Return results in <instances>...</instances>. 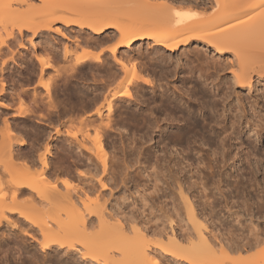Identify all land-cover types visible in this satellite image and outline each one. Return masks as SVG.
Returning a JSON list of instances; mask_svg holds the SVG:
<instances>
[{
  "label": "bare ground",
  "instance_id": "1",
  "mask_svg": "<svg viewBox=\"0 0 264 264\" xmlns=\"http://www.w3.org/2000/svg\"><path fill=\"white\" fill-rule=\"evenodd\" d=\"M29 1L30 0H19L18 4L21 7L22 5L28 4L27 9L29 5L31 10L38 9L37 6H34L36 4L30 3ZM40 1L42 2V7H39L41 9H38L39 12L43 11L42 13H44V16L47 15L46 17H51L43 23H29L19 27V35H22L25 30L35 33L39 30L51 29V25L53 24L52 22L60 21L69 27L71 25H77L79 28L90 29L92 33L97 34L98 36L97 38L95 37L98 39L95 45H98L99 40H101L100 36L104 33L107 34L108 38L117 40L108 48L100 47L98 52H92L89 50H74V52V48H71L68 45H64V47L61 48L62 53L65 56L64 58L66 59L74 53V57H72L73 63L69 64V61L68 64L64 66V68H66L69 65L66 70H64V72L66 71V78L63 76V81L68 89L70 88V83H73L71 82L72 80L70 81V76L72 75L71 73L74 71L76 73V70L88 64V62L95 61L96 64L99 63L103 66L104 71L106 72L105 76H107V78H104L106 79L105 82L102 81L104 84L102 82L100 83V87L102 86V89L107 87V89L105 88L106 91L103 89L104 93L102 95L100 94L102 96V101L99 103L97 101L100 99L99 94V96L97 95L98 97L94 96L95 101L93 103H98V106L93 104L97 106L96 108H93L95 110H93L94 113H92L88 118L84 119L83 117L82 119L93 123L95 120L97 121V119H99V122L103 125V122L106 119L107 121L104 126L108 128L111 125V118L115 113L116 103H118L117 101L122 100L125 102L127 101L128 103L131 99H135V102H139L141 98L142 102L143 99V103L147 107H144L146 108L144 110L149 111L150 116H148V113H146L147 115H143L145 111L143 110L144 112H141V108L139 110L136 109L132 111L130 109L129 117H127L131 120V122L134 120L137 122L138 120L143 121V124L148 129L143 136L147 141H149V139L152 141L153 135L157 136V134L161 132L162 135H160L161 137L159 138L157 144H164L163 149L161 148L163 152L157 153L158 151H156L155 148L154 153L156 160L152 164L153 167H159L161 171H165V168L169 167L168 161L172 162L175 160L172 157V159L168 158L169 160L165 159L163 155V153H165V148L167 150L169 149L170 143L173 144L172 146L182 143L189 135H191L193 131L203 132L204 135L206 133L205 136L203 134L202 135L203 137L207 136L206 138H208L211 142L213 149L212 151L208 149V160L204 162L206 163V166L204 167L206 172H208V175L212 177L214 182H217L218 185L216 187L217 192L211 193L213 194V198L216 197L215 195L219 194V197L221 195V198L226 202V206L229 204V197H231L232 200L237 199V201H231L233 204L238 202V199H240L241 205V195H243V198L245 197V200L243 199V201L247 203L244 204V206L256 209L260 220L258 219V222L256 220V222H254L253 219L250 220L251 225L249 226L250 229H248V234L243 235L242 231H240L241 233H238L239 231L234 233V230L232 231L228 228L229 231H224V233H226L222 235L223 240H220V238L217 237V242H215V239L210 238L212 240L211 241L209 237L206 236L207 234L204 233L203 229L207 227V223L209 224L210 222L208 217L212 218L216 215L217 211L215 209L214 201H210L209 198L202 201L200 199L202 194H198V205L197 203L196 205L198 208L202 205L200 208L203 210V217L205 215L204 218H201L196 213V207H194L193 201L191 200L192 198L189 197L187 193L189 191H185L182 184L183 181H181V178L177 177L175 179V184L178 185L180 191V198H182L180 200L184 201L187 214L186 217H188L190 222H193L191 229H193L192 232L196 236L193 239L194 234L189 232L190 234L187 235L189 238L185 235L188 239H180L182 237L179 238L176 235L174 228L171 226V235L168 232V234L165 233V236L164 234L158 236L155 235L157 238L154 236L152 239V237H149L150 235L143 229L139 227H132L131 225L130 227L127 226L122 219H120L122 217H118L120 216L118 213L116 216V214L112 213V211L110 212V209L107 211L108 207L106 206L105 208L104 205L106 200L105 202L102 200L104 197L100 199L102 197L101 194L100 197L98 196V198L94 199L96 203L95 201L92 202L95 203V207L93 208L94 204L90 205L92 206L90 207L83 197L81 198V194L85 196L87 195L86 192L83 191L79 193V191L82 190L76 191L75 189L71 190L70 188H66L65 191L59 190V183L57 184L58 180H55L53 183L51 181L53 173H47V169L50 170L48 155L51 153L50 149L47 148L46 154H43V157L41 155L39 158L43 167L41 172L42 174L39 172L41 175L38 176L39 173L33 174V172H22L19 175L14 174L11 176L12 179L7 181V186L10 188V192H3V194H0V227L5 225V223H10L15 228L19 229L20 225L17 226L18 223H16L15 220L22 223H29L32 230L33 228H37L38 232H40L41 236H43V238L41 237L42 240L38 241L39 246L43 251L50 250L56 245L60 250L66 249V252L79 250L82 251L80 253L83 260L99 264H166L164 261L166 256H170V258L173 257L177 263L186 261L189 264H249L248 258L235 259L231 256H244L251 251L261 248L264 244V186L262 185L264 184V148L262 149V146L264 145V102L262 106H259V111L253 110L251 112L249 111V108L247 109V106H245L246 101L242 95L243 93L241 92V89L243 88L251 89V80L254 76L257 75L258 78H264V52L260 53V51H256L254 46L257 48V43L252 41L253 39L255 40V38L264 37V0H158L160 3H157L156 0H152L151 2L150 0L142 2H137L136 0H107L105 5H97L96 0H91L90 3H88L89 0ZM91 2H93L95 7L91 4ZM90 4L93 7H90ZM111 6L113 9L115 7V10H112ZM16 7H12V5L8 3L2 11L4 10L3 12L7 14V17L12 19L14 18L13 16L17 14V11H20L18 10L19 8ZM209 7L210 11L208 10ZM207 10L209 13L206 12ZM28 11L30 10L28 9ZM177 13H179V15H177ZM70 14L73 17L61 16H70ZM55 29L57 30L58 27ZM57 31L59 32V29ZM8 38L16 39L17 35L10 32L8 34ZM90 39L92 40L93 38ZM84 40L83 43L81 42L82 44H84ZM195 40H200L203 43L205 42L208 44L209 47H213L217 54H223L225 51H230L227 58L229 61L227 65H230L227 66L226 69L230 68L232 74L231 78H233L232 81H230V78L227 79V77L223 78L229 80L230 82L226 80L223 81L222 79H218L219 81L215 82V78L214 80H209L210 83H213L214 87L219 89V98L216 97L214 98L215 100L211 101V98H208L209 100L206 98L205 100V98L202 97V99L204 98L203 103H201L203 106L202 108L209 111V113H206L202 119L193 117V115L191 116L192 113H190L189 109V114L187 113V115L185 111H182V108L180 109L177 105L172 104V101L169 98L164 97L166 92L161 93V96L159 95L161 98L158 97L159 100L154 102V107L151 106V101L149 102L148 95L146 96L143 94L142 90L145 85H149L150 89H158L157 84L155 83L157 81L154 82L153 78L151 77V79L149 77L151 75L150 72L148 74H146L147 71L144 72V68L147 69V67L145 65L144 67L142 66L140 59H138L140 56L137 57L135 56L136 54L134 55V50L137 47L136 45L139 44L141 47V45L146 44L149 49H152L153 51L156 50L158 52L160 51L164 55L167 51H170V53L180 49L186 51L187 46L195 42ZM79 41L81 40L79 39ZM86 41L87 40H85V42ZM7 42L8 41L6 40L4 43L7 44ZM88 46L89 45H87V47ZM196 46L197 44L195 47ZM137 50H139V48H137ZM107 51L110 53V57L114 62H109V60L107 61ZM258 52L260 54H258ZM147 53L150 54L149 52ZM157 54L155 53V55ZM72 58L70 60H72ZM40 61L42 64L41 69L44 70V68H50L49 65L51 66V63L49 61ZM152 61H154V59ZM155 61H157V59H155ZM206 66H209V68L211 66L212 69L214 67V71L218 68V63L211 61L210 63L207 62ZM218 71L215 70V72ZM120 73L121 75H119ZM212 74L213 73L211 72V75ZM206 78L207 77H205V79ZM2 82L4 83V81ZM76 89H78V87ZM220 90L221 92L223 91L222 94ZM69 92L70 91L68 90V93ZM74 93L73 91L71 92V94ZM77 93H79V96L81 97L84 95L81 89L79 92H76V95H78ZM47 96L50 107L56 108V102L53 97L54 94L52 95V93L48 91ZM90 98L92 99L93 97ZM68 99L70 100L71 96L69 97L68 95ZM216 99H218L221 106L218 105V101ZM34 101L38 100L34 99ZM82 102L85 103V101ZM209 102L212 103L209 104ZM67 104H69V102ZM3 105L6 104L2 103L1 106ZM68 107L66 108L67 110ZM69 110H71V108ZM69 110L66 112H69ZM181 111L185 114H181L179 117H176V115L179 114L176 113ZM162 113L166 116L164 115L163 117ZM69 114V119H71L72 115L71 113ZM149 117L151 119H148ZM181 117L183 120L182 125L179 124ZM207 126L210 128L208 129ZM7 127L8 125L6 128ZM110 127L112 128V126ZM7 133L9 134V130H7ZM9 140H11V136ZM10 142H8L9 144L7 143L9 148L7 146L5 147L3 144L0 146V151H2V153H0V155L2 154L0 158L3 160L2 161L0 159V161L4 163L5 167L8 166V164H13L11 166H14L13 154L15 152H12L13 149ZM18 142L19 143L17 144L22 145L25 141L21 139ZM81 144L82 145H79L86 147V150L89 151L90 148L85 146L84 142ZM99 146L100 153L102 154L100 157L102 158H98L100 159L99 162H102L104 166H102L101 170L104 168V171L102 172L107 173L108 171L105 170L107 169L108 152L101 139H99ZM234 148L238 149V151L234 152ZM5 151L7 152L5 153ZM147 151H145L144 154ZM5 155H7V158H5ZM151 155L152 154L150 153V156L148 154L145 158L148 165L151 162L149 158ZM8 156L10 157L8 158ZM6 159L8 162H6ZM9 159H11L10 162ZM181 161L184 162V159L182 158ZM172 163L170 165V170L168 168L167 170L172 171L175 169L176 161L175 163ZM191 165L192 164L189 163V167ZM95 167L98 170L97 166ZM177 167L179 170L180 168L178 164ZM191 167H193V165ZM228 167H230V171H227ZM259 173L263 175V182L261 181V183H259L256 178ZM104 180L103 178L97 179L98 183L100 182L99 185H101L100 187H102V189L108 188V184L106 185ZM47 182L50 184L52 183L51 186L50 184L48 185ZM186 183L188 184V182ZM0 184V193H2L1 187L3 185L2 183ZM230 184L232 185L230 186ZM189 186L190 185H187V187ZM8 187L6 188L8 189ZM187 189L190 190L191 188L189 187ZM23 196L26 197L22 198ZM195 198L196 197L194 196V202H196ZM234 211H232V213H235L236 216H238L237 214L239 211ZM206 212H208L207 215ZM177 213H179V211ZM200 213L202 214V211H200ZM93 216L97 218V223L101 226L100 228L104 226L106 229V232L104 231L105 234L100 238L99 235L98 237L91 236V228L95 224ZM169 217L171 225L174 223L173 221L175 220V217L174 215H170L168 218ZM211 221L213 222L214 218L213 220L211 219ZM239 225L241 224L239 223ZM240 227H238V229ZM213 228L211 230L212 234H214L213 231L215 230ZM53 229L57 230L54 231ZM23 232L34 239L36 238L34 237L35 235L33 236L31 234L29 229L24 230L23 228ZM73 237L79 238V241L77 243L73 242L71 240ZM213 240L215 241L213 242ZM217 253H220V256L217 255ZM34 258L37 259L35 256ZM199 258H204L206 260L203 259L202 261H198ZM253 264H264V249L263 253L257 254L254 257Z\"/></svg>",
  "mask_w": 264,
  "mask_h": 264
},
{
  "label": "rangeland",
  "instance_id": "2",
  "mask_svg": "<svg viewBox=\"0 0 264 264\" xmlns=\"http://www.w3.org/2000/svg\"><path fill=\"white\" fill-rule=\"evenodd\" d=\"M18 1L19 0H0V104H6L3 106L0 105V146L3 144L5 147L7 146L9 148L8 142L12 141L10 142L12 146H10L13 150H11L12 152H15L13 154L14 166H11L13 164L9 165L7 163L8 166L5 167L4 163H2L3 160L0 158L2 160L0 161V177L3 178H0V183H2L3 185L1 187L2 193L0 194H3V192H10V188L7 186V181L9 179H12L11 176H13L14 174L19 175L22 172H33V174H37L39 172L41 173L43 167L39 158L41 155L43 157V154H46V149L48 148L50 149L51 153L48 155L50 170L47 169V173H53V177L51 176V181L53 183L55 182V180H58L57 184L59 183V190L65 191L66 188H70L71 190L75 189L76 191L82 190L79 191V193L83 191L86 192L87 195L85 196L81 194V198L83 197V199L87 204H89V206L94 204L93 208L95 207L96 203L94 199L102 195L100 199L104 197L102 200H104V202L106 200V203L104 205L105 208L106 206L108 207L107 211H109L110 209V212L112 211V213L116 214V216L119 214L120 216L118 217H122L120 219H122V221L127 226L130 227L131 225L132 227H139L143 229L147 234L150 235L149 237H152V239L155 235L158 236L164 234L165 236L166 234H168V232L171 235V226L174 228L176 235L179 238L182 237L180 239H188L189 237L187 235L190 234L189 232L193 231V229H191L193 222H190L188 220V217H186L187 214L184 201L180 200L182 199L180 198V191L178 185L175 184V179L177 177L181 178V181H183L182 184L185 191H189L187 193L189 197L192 198L191 200L193 201L194 207H196V213L201 218L203 217V210L200 208L202 207V205L199 207L200 209L197 207V197L199 196L198 194H202V197L200 198L202 201L208 198L210 201H214L217 216L214 215L215 217L213 216L212 218L208 217V219H210V222L208 221L209 224L207 223V227H205L206 229H203L204 233L207 234L206 236L209 237V239L211 238L216 240H213V242H217L218 238H220V240H223L222 235H224L227 230L229 231V229H231L232 231L234 230V233H237L238 231V233H241L240 231H242L243 235L248 234V229H250L249 226L251 225L250 220L253 219L254 222H258L260 220V218H258L259 214L257 213L256 209L244 206V204L247 203L243 201V199L245 200V197L243 198V195H241V205L240 199H238V202H235V204H233L231 203V201H237V199L232 200V198L229 197V204L226 206V202L221 198V195L220 197L219 194L215 195L217 198H213V194L211 193L217 192L216 187L218 185L217 182H214V179L208 175V172H206V169L204 167L206 166V163L204 162L208 160V149L212 151L213 147L209 139L206 138L207 136L203 137V132L201 133L200 131H193L191 135H189L182 143H178L175 146H172L173 144L170 143L169 149L167 150L165 148V153H163V155L165 159H175L172 162L175 163L176 161V167L172 171H169L172 162L168 161L169 167L167 168L169 170L165 168V171H161L159 167H153L152 165L156 160L154 153L155 148L156 151H158L157 153L163 152L162 149L164 147V144H157L159 138L161 137L160 135H162L161 132L157 134V136L153 135L152 141L151 139L147 141L143 136L148 129L143 124V121L138 120L137 122L134 120L132 121V123L128 118L130 109L132 111L142 108L140 111H145L144 109H146L147 107L144 105L143 99L141 102L140 98V103L135 102V99H131L128 103L127 101L125 102L122 100L117 101L119 104L116 103L115 113L111 118L112 121L110 126H112V128L110 126L108 128L104 126L107 121L106 119L103 122L104 125L99 122V119H97V121L95 120L96 122L94 121V123L84 120L88 118L92 113H94L95 110L93 108H96L98 106V103L102 101L101 95L104 93L103 91L105 90V88L107 89V87H104L103 90L101 88L102 86L100 87V83L102 81L105 82L106 79L104 78H107V76H105L106 72L104 71L103 66H101L99 63L96 64L95 61H92L94 63L88 62V64L79 68V71L76 70V73L75 71L71 73V76L73 78L70 76V81L72 80L71 82L73 83H70L71 85L68 89V87L65 86V82L63 80L64 78H66V71L64 72V70H66L69 65L66 68H64V66H66L69 61V64L73 63L72 57H74V53L71 54L68 59H66L64 58L65 56L62 53L61 48L64 47V45H68L71 48H74L73 51L89 50L92 52H98L100 47L108 48L117 40L108 38L107 34L104 33L100 36L101 40H99V42L101 44L98 42V45H95L97 43L96 41H98V39H96L98 36L97 34L92 33L90 29L79 28L77 25H71L69 27L64 25L60 21L52 22L53 24L51 25V29L39 30L35 33L25 30L22 35H19V27L29 23H43L51 16L46 17L47 15L44 16V13H42L43 11L39 12V10H41L39 7H42V2L40 0L29 1L30 3L36 4L34 6H37V8L39 9L38 10L32 8L33 10H31L29 8V5L28 9L30 11H28L27 9L28 4L22 5L21 7L18 4ZM90 1L91 0L87 2L90 3ZM106 1L107 0H96V3L97 5H105ZM136 1L142 2L145 0ZM151 1L152 0H150V2ZM156 1L157 3H160L158 2V0ZM8 3H10L12 7L17 6L19 8L18 10H20L17 11V14L15 13L16 15H14V18L12 19H9L7 17V14L3 12L4 10L2 11V9L5 8ZM91 4H93V2H91ZM91 4L89 6L93 7L94 4L93 6H91ZM111 9L115 10V7L113 9V7L111 6ZM208 10L210 11V7ZM208 10L206 11L207 13H209ZM61 16L73 17L71 16V14L70 16ZM57 27L59 29V32L57 31L58 29H55ZM10 32L17 35V38H8V34ZM90 38L93 39L91 40ZM79 39L81 41H79ZM84 39L87 40V44ZM6 40L8 41L7 44L4 43L6 42ZM83 40L84 44H82ZM252 41L254 43H257V48H255L254 46V49L256 51H260V53L264 52L263 36L255 38V40L253 39ZM90 42L92 45L90 44ZM194 43L197 44L196 47V44ZM204 43L200 40H195V42L187 46L186 51H183L181 49L176 50L172 53H170V51H167L166 53H164V55L160 51L158 52L154 50V52L152 49H149L146 44L141 45V47L139 44L136 45L137 47L134 50V55L136 54L135 56L137 57L140 56L138 59H140L142 66L144 67L145 65L147 67V69L144 68V72L147 71L146 74L150 72L151 75L149 74V77H152L154 82L157 81L155 83L157 84L158 89H150L149 85H145L142 90L143 94H145L146 96L148 95L149 102L151 101V106L154 107V102L161 98L159 97V95L161 96V93L166 92L164 97L169 98L172 101V104L177 105L180 109L182 108V111H185L186 114H189L190 110V113H192L191 116L193 115V117L202 119L203 116L206 115V113H209L208 110H204L202 108L203 106L201 103H203L204 98L205 100L206 98L207 100L211 98V101L215 100L214 98L216 97L219 98V89H217V87H214L213 83H210V81L212 79L214 80V78L215 82H218V79L229 81L227 80L229 78L231 79L230 81H232L233 78H231L232 74L230 68L226 69V67L230 65H227L229 62L227 58L230 54V51H225L223 54H217L214 51L213 47H209L208 44ZM87 45L89 46L87 47ZM137 48H139L140 51L137 50ZM254 49L253 51H255ZM136 51L138 54H140L138 55ZM147 52H149L150 54H148ZM155 53L158 54L155 55ZM260 53L258 52V54ZM106 54L108 55L107 61L109 60V62H114L110 57V53L108 51ZM71 58L72 60H70ZM151 59H154V61H152ZM155 59H157V61H155ZM165 59L168 61H166ZM40 60L49 61L51 63V66L49 65L50 68H44V70L41 69L42 64ZM211 61H213L214 63H218V68L221 71L218 68H216L215 70H219L220 72H215V70L213 71L214 67L212 69L211 66L210 68L209 66H206V63H210ZM173 69L175 72L173 71ZM169 71L172 73H170ZM211 72L213 73L212 75ZM121 73L119 75H121ZM207 73H209L210 76ZM63 76L65 77L63 78ZM205 77L207 78L205 79ZM223 77H227V79ZM2 81H4V83ZM104 82L102 83L104 84ZM76 86L78 87V89L80 88L84 93V95L82 96L83 100L82 97L79 96V93H77L78 95H76V92H79L80 90L76 89ZM68 90L70 91L69 93ZM48 91H50L52 95L54 94L53 97L56 102V108L50 107L49 105L47 98ZM72 91L73 93L75 91L76 92L74 94H71ZM241 92L243 93L242 95L246 101L245 106H247V109L249 108V111L251 112L253 110L259 111V106H262L264 102V78H258L257 75L254 76L251 80V89L243 88L241 89ZM98 94L101 95L99 96ZM68 95L69 97L71 96L70 100L68 99ZM97 95L100 97V99L97 100L98 103L96 102L97 104H95L93 102L95 101V97ZM149 95L151 96V99L153 98L152 100L150 99ZM90 97L93 98L91 99ZM202 97L204 98L202 99ZM34 99L38 101H34ZM216 100L218 101V99ZM67 101L69 102V104H67ZM82 101H85V103L88 104H85ZM211 103L212 102H209V104ZM219 103L220 102L218 101V105H220ZM67 105L71 107H68ZM67 107L68 110L71 108L69 112H66L68 111L66 109ZM182 111L177 112L176 114H179L176 115V117H179V115L181 114H185L184 112L182 113ZM69 113H71L72 115L71 119H69ZM74 113H76L77 115ZM146 113H148V116H150L149 111H145L143 115H147ZM163 113L162 116L164 117L165 114ZM83 117L84 119H82ZM148 119L151 118L149 117ZM181 120L182 117L179 121L180 125L183 124V120ZM7 125L8 127L10 126L9 129L8 127L6 128ZM207 128L209 129L210 127L207 126ZM6 129L9 130V134L7 133ZM10 136L11 140H9ZM21 139L25 141L24 144H17ZM99 139L103 141L105 149H107L108 152L106 166L107 169L105 170L108 171L107 173L102 172L104 171V168L101 170L103 163L99 162V158H102L100 157V155L102 156V154L99 150ZM82 141L84 142L85 146L90 148L89 151L86 150V147L80 146L82 145L81 143H83ZM263 148L264 145L262 146V149ZM144 149L145 151L148 150L145 153L146 155L149 154L150 156V153L152 154L151 157H149L151 160L149 165L145 161L146 155L144 154ZM233 151L237 152L238 149L234 148ZM6 152L7 151H5V153ZM0 153H2V151H0ZM79 153L81 154V156ZM6 156L7 155H5V158H7ZM9 157L10 156H8V158ZM182 158L184 159V162L181 161ZM10 161L11 159H9V162ZM6 162H8L7 159ZM189 163L192 164L193 167H191L192 165L189 167ZM200 163H202L203 166ZM177 164L179 165V170ZM95 166H97L98 170ZM230 170V167H228L227 171ZM40 173L38 174V176L42 174ZM99 178H103V180L105 179L104 182L106 185L108 184V188L102 189V187H100V182L98 183L97 181V179ZM256 178L259 183H261V181L263 182V175L261 173H259ZM186 182H188V184ZM49 184L50 183H48V185ZM187 185H190V190L187 189L189 188L187 187ZM231 185L232 184H230V186ZM262 185L264 186V184ZM6 187H8L9 191ZM192 194L196 197V202H194V196ZM24 197L26 196H23L22 198ZM94 201L95 203H92ZM232 205H234L235 207ZM234 210L239 211L237 214L238 216H236L235 213H232V211ZM176 211H179V213H177ZM200 211H202V214L200 213ZM207 214L208 212H206V215ZM170 215H174L175 217V220L173 221L174 223H172L171 225L169 220L170 217L168 218V216ZM95 218L96 217L93 216V221L95 224L92 227L93 229L91 228V236L98 237L99 235L100 238L105 234L106 229L104 226L100 228L101 226H99V224L97 223V218ZM213 218L214 221L212 222L211 219L213 220ZM15 222L18 223L17 226L20 225L19 229L15 228L10 223H5V225H2L0 227V264H99L88 260H83L80 253L82 251L79 250H71L66 252V249L60 250L56 245L53 246V248L50 250L43 251L38 243V241L42 240L43 236H41L40 232H38V229L33 228L32 230L29 223L18 222V220H15ZM239 223L241 225H239ZM211 227L215 229V232L213 231L214 234H212L211 232ZM238 227L242 229H238ZM23 228L24 230L29 229L31 234L33 236L35 235L34 237L36 238L34 239L25 234L23 232ZM53 230L55 231L57 229ZM224 231L226 232L224 233ZM191 234L194 233L192 232ZM185 235L188 238H186ZM195 236L196 235L194 234L193 239ZM77 237H73L71 240L77 243L79 241V238ZM2 249L4 254L2 252ZM263 249L264 244L263 246H261V248H258L255 251H251L244 256L234 255L231 257L235 259L248 258V263L253 264L254 257L257 254L263 253ZM217 255L220 256V253H217ZM32 256L33 258L35 256L37 259H33ZM32 259L34 260V262ZM173 259V257L170 258V256H166L164 258V261L166 262V264H189L186 261L177 263L176 260ZM203 259L199 258L198 261H202Z\"/></svg>",
  "mask_w": 264,
  "mask_h": 264
},
{
  "label": "snow or ice",
  "instance_id": "3",
  "mask_svg": "<svg viewBox=\"0 0 264 264\" xmlns=\"http://www.w3.org/2000/svg\"><path fill=\"white\" fill-rule=\"evenodd\" d=\"M177 15H179V13H177Z\"/></svg>",
  "mask_w": 264,
  "mask_h": 264
}]
</instances>
